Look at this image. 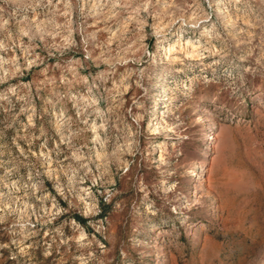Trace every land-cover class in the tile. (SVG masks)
<instances>
[{"label": "rangeland", "instance_id": "obj_1", "mask_svg": "<svg viewBox=\"0 0 264 264\" xmlns=\"http://www.w3.org/2000/svg\"><path fill=\"white\" fill-rule=\"evenodd\" d=\"M0 264H264V0H0Z\"/></svg>", "mask_w": 264, "mask_h": 264}, {"label": "bare ground", "instance_id": "obj_2", "mask_svg": "<svg viewBox=\"0 0 264 264\" xmlns=\"http://www.w3.org/2000/svg\"><path fill=\"white\" fill-rule=\"evenodd\" d=\"M187 44H189L190 47L192 48V53H195L197 51V47L194 46L191 42H187ZM169 52L172 54V52H174L173 48H170ZM192 56L194 57V56H197V55L196 54L195 55L192 54Z\"/></svg>", "mask_w": 264, "mask_h": 264}, {"label": "trees", "instance_id": "obj_3", "mask_svg": "<svg viewBox=\"0 0 264 264\" xmlns=\"http://www.w3.org/2000/svg\"><path fill=\"white\" fill-rule=\"evenodd\" d=\"M78 221H79V219H78Z\"/></svg>", "mask_w": 264, "mask_h": 264}]
</instances>
